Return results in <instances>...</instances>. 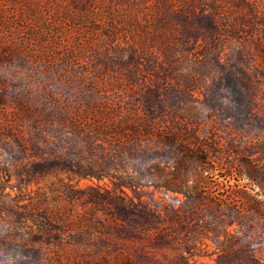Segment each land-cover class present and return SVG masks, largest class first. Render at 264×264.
<instances>
[{"label": "rangeland", "instance_id": "obj_1", "mask_svg": "<svg viewBox=\"0 0 264 264\" xmlns=\"http://www.w3.org/2000/svg\"><path fill=\"white\" fill-rule=\"evenodd\" d=\"M17 3L0 264H264V0Z\"/></svg>", "mask_w": 264, "mask_h": 264}, {"label": "trees", "instance_id": "obj_2", "mask_svg": "<svg viewBox=\"0 0 264 264\" xmlns=\"http://www.w3.org/2000/svg\"><path fill=\"white\" fill-rule=\"evenodd\" d=\"M2 1H8V2H10V3H13V4H15V5H17V6H20L17 2H18V0H2ZM0 171H4V173L5 174H8L9 172H8V170L7 169H5V168H0ZM92 231H95L94 229L92 230ZM94 264H106L105 262H103V261H101V262H96V263H94Z\"/></svg>", "mask_w": 264, "mask_h": 264}]
</instances>
